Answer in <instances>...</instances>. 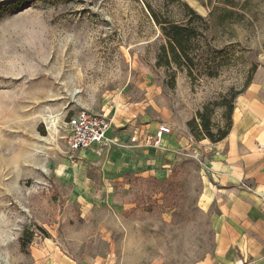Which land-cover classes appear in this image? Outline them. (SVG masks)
Listing matches in <instances>:
<instances>
[{"label": "rangeland", "instance_id": "1", "mask_svg": "<svg viewBox=\"0 0 264 264\" xmlns=\"http://www.w3.org/2000/svg\"><path fill=\"white\" fill-rule=\"evenodd\" d=\"M182 4L211 27L192 77L161 60L148 10L178 21ZM262 69L264 0H0V264L210 261L250 184L198 114L209 108L216 136L233 127ZM81 109L113 130L73 154L65 123ZM162 124L160 148L132 142Z\"/></svg>", "mask_w": 264, "mask_h": 264}, {"label": "crops", "instance_id": "2", "mask_svg": "<svg viewBox=\"0 0 264 264\" xmlns=\"http://www.w3.org/2000/svg\"><path fill=\"white\" fill-rule=\"evenodd\" d=\"M263 70L257 72L246 92L238 96L234 126L223 141L216 143L218 149L228 148L225 156L229 161L227 169L232 168L239 180L244 179L250 187L244 186L239 197L234 195L231 203L225 206L226 211L218 227L216 256L201 264H264ZM136 135L140 141L148 136L136 132L131 140ZM137 146L148 147L141 143Z\"/></svg>", "mask_w": 264, "mask_h": 264}, {"label": "trees", "instance_id": "3", "mask_svg": "<svg viewBox=\"0 0 264 264\" xmlns=\"http://www.w3.org/2000/svg\"><path fill=\"white\" fill-rule=\"evenodd\" d=\"M182 8H184V14L181 19L170 21L168 18L161 17L160 13H156L153 8L148 6L155 24L160 26L163 38L166 40V44L161 48V60L166 66L175 65L180 69H187L189 77H192L200 62L197 57H203L201 53H197L198 48L203 40H207L205 34L211 27L208 20L193 7L182 4ZM209 111L207 108L205 112L198 114L202 120V124L199 126L202 127L201 130L205 138H209L215 143L221 142L230 134L232 126L229 125L224 132L216 136L211 130ZM233 111L234 106L230 105L227 111L229 117ZM194 124H196L195 120L189 123V126L193 127Z\"/></svg>", "mask_w": 264, "mask_h": 264}, {"label": "built area", "instance_id": "4", "mask_svg": "<svg viewBox=\"0 0 264 264\" xmlns=\"http://www.w3.org/2000/svg\"><path fill=\"white\" fill-rule=\"evenodd\" d=\"M65 126L69 132L67 137L68 149L71 153L77 154L105 144L113 127V120L106 114H97L81 109L67 119ZM171 133L170 128L166 124H162L143 141H140V138L136 135L132 138V142L160 148L162 141Z\"/></svg>", "mask_w": 264, "mask_h": 264}]
</instances>
